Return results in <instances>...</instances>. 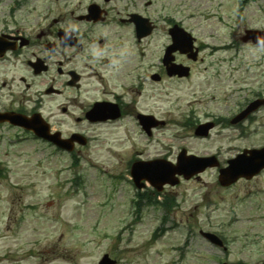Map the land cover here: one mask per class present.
I'll return each instance as SVG.
<instances>
[{"label": "rangeland", "instance_id": "374dc122", "mask_svg": "<svg viewBox=\"0 0 264 264\" xmlns=\"http://www.w3.org/2000/svg\"><path fill=\"white\" fill-rule=\"evenodd\" d=\"M158 1L150 8L157 21L171 14L185 21L200 44L230 49L203 51L207 64L195 67L191 79L164 82L154 97L147 93L137 109L164 121L151 137L131 118L112 126L85 124L82 130L92 142L76 156L77 165L27 134L0 128V264H95L103 254L117 264H264V171L222 188L217 170L206 169L198 178L164 187L157 200L173 201L169 213L158 206L136 213L133 202L140 200L127 167L133 158L174 161L184 147L196 155L218 152L224 159L264 145V109L244 123L242 133L218 124L203 140L185 124L233 115L246 96L237 91L241 78L250 89L247 98L252 91L264 95V48L240 40L245 29L264 30V0ZM151 41L160 48L165 39L156 34ZM21 89L15 88L17 98L22 92L33 97ZM44 114L53 121L63 118L53 103ZM72 121L62 128L71 129ZM152 192L148 185L142 190ZM199 230L222 237L227 251L209 244Z\"/></svg>", "mask_w": 264, "mask_h": 264}, {"label": "flooded vegetation", "instance_id": "af4514ba", "mask_svg": "<svg viewBox=\"0 0 264 264\" xmlns=\"http://www.w3.org/2000/svg\"><path fill=\"white\" fill-rule=\"evenodd\" d=\"M154 1L18 0L6 7L0 2V113H41V107L52 102L63 118L51 123L63 138L83 134L85 124L100 123L86 118L94 106L102 107L108 117L102 122L145 114L137 106L145 103L147 92L154 97L155 87L189 80L195 67L207 64L186 23H160L151 17L148 8ZM138 17L151 20L149 36L137 37ZM174 26L196 39L195 56L167 50ZM156 34L165 39L160 48L150 40ZM173 65L183 67L182 76L170 75ZM18 84L34 98L24 92L17 98ZM29 103L34 107L27 112L20 107ZM116 113L118 117L111 118ZM66 118L75 122L69 130L62 128L69 123ZM73 145L76 152L82 148Z\"/></svg>", "mask_w": 264, "mask_h": 264}, {"label": "water", "instance_id": "95a60500", "mask_svg": "<svg viewBox=\"0 0 264 264\" xmlns=\"http://www.w3.org/2000/svg\"><path fill=\"white\" fill-rule=\"evenodd\" d=\"M257 32L251 33V38L257 42L264 44V40L257 38ZM261 36V35H260ZM14 124L24 126L26 128H32L35 133L39 136L45 137V133L41 130V126L30 125L22 118H17L16 121H12ZM153 126L151 122H147L146 127ZM207 128L200 127L196 130V134L205 135ZM184 152V151H183ZM214 165L210 158H195L186 157L184 153L178 157V164L176 166H170L163 161H151L136 163L132 167L131 174L134 178V182L137 186L139 181L142 179L148 180L154 187L160 190L161 186L165 183L170 185L176 184L178 181L175 175H183L185 178H190L196 173L203 171L206 167ZM264 168V149L252 150L247 153L238 155L235 159L229 162V166L220 170L219 182L221 185H229L239 177L250 178L254 174L258 173ZM205 238L211 242L221 245V242L211 234H202ZM98 264H114L113 261L109 260L107 256H104Z\"/></svg>", "mask_w": 264, "mask_h": 264}]
</instances>
